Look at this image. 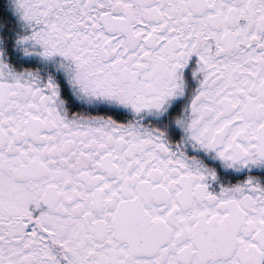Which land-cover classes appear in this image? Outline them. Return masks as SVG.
Returning a JSON list of instances; mask_svg holds the SVG:
<instances>
[{"label": "snow or ice", "instance_id": "6c2138e0", "mask_svg": "<svg viewBox=\"0 0 264 264\" xmlns=\"http://www.w3.org/2000/svg\"><path fill=\"white\" fill-rule=\"evenodd\" d=\"M0 264H264V0H0Z\"/></svg>", "mask_w": 264, "mask_h": 264}]
</instances>
